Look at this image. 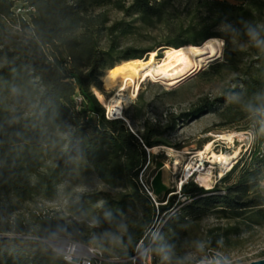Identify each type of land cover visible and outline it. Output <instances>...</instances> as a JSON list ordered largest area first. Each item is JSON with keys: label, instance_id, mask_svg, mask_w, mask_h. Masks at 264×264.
I'll list each match as a JSON object with an SVG mask.
<instances>
[{"label": "trees", "instance_id": "1", "mask_svg": "<svg viewBox=\"0 0 264 264\" xmlns=\"http://www.w3.org/2000/svg\"><path fill=\"white\" fill-rule=\"evenodd\" d=\"M262 20L264 0H0V264H69L43 241L55 236L79 239L76 224L67 225L59 212H19L16 204L54 199L74 149L84 167L116 193L84 194L73 208L101 201L114 223L134 209L125 224L120 258L102 263L132 264L128 259L136 245L150 242L156 212L166 214L176 202L175 197L166 200L167 191L162 198L166 204L156 205L141 186L147 150L170 148L167 137L177 123L207 111L221 120V131L233 126L237 133H250L251 144L212 189L192 180L183 184L179 195L187 204L179 214L235 221L224 237L264 227L259 187L264 181ZM164 31L159 39L151 36ZM213 38L224 41L223 56L199 78L209 82L225 72L234 74L232 89L222 97L199 98L188 112L170 115L162 124L161 118L144 115L138 94L133 112L123 110L130 126L141 121L136 131L121 119L106 118L93 90L100 91L113 70L149 54L159 60L167 48L199 46ZM250 39L256 41L250 53L230 49L231 42ZM243 57L250 61L244 63ZM242 122L244 126H237ZM63 148L65 155L53 158ZM159 241L153 240L151 251L159 247L171 257L180 249L176 238Z\"/></svg>", "mask_w": 264, "mask_h": 264}, {"label": "rangeland", "instance_id": "2", "mask_svg": "<svg viewBox=\"0 0 264 264\" xmlns=\"http://www.w3.org/2000/svg\"><path fill=\"white\" fill-rule=\"evenodd\" d=\"M225 1L232 4L241 2V0ZM173 4L174 7H178L177 2ZM178 9L181 8L179 7ZM112 18H119V15L112 14ZM259 27L264 28V20L259 23ZM165 35L166 32L164 31L159 33L154 32L151 36L159 39V37ZM218 40L222 57L225 43L221 39ZM255 43L254 39L244 42L233 41L230 44V49L234 52H246L248 54ZM167 49L161 51V59L165 57ZM154 54H156L155 51ZM201 59L204 65L199 73L204 72L211 63L206 55L202 56ZM249 61L248 57H243L244 63ZM199 73L179 86L177 84L187 77L180 78L175 83L165 80L154 81L148 79L141 83L138 92L134 90L133 85H129L124 92L123 110L128 108L130 113H132L133 107L136 105V97L139 94L140 100L145 105L143 108L144 115L151 120L161 118L162 124H165V120L170 115L179 116L192 109L193 104L199 98H206L211 101L222 97L225 90L232 89L231 80L235 76L232 73L225 72L221 77L214 78L209 82L201 80ZM131 77L135 83L137 76L131 75ZM108 78L109 76L103 84L101 83V90L98 91L105 100L113 97L121 88L120 83H115L112 87H109L107 85ZM170 91H174L175 93L172 95L166 94V92ZM94 96L106 114L108 112L107 109L99 101L95 93ZM126 122L128 123L127 120ZM220 123L221 120L217 118L214 111H207V113L200 115L195 120H180L177 123L174 133L167 138L171 144L169 149L186 154L184 155L186 161L182 164H176L177 160L173 154L161 148L155 147L149 151L146 162L147 168L142 175L143 183L149 186L156 205L164 206L166 204L162 202V198L167 191L170 193L167 195L166 200L169 197H175L176 202L173 210L168 213L156 212L152 220V226L148 231V238L150 241L160 240L159 242L164 244L168 241V238L173 237L180 244L179 251L173 253L171 257L167 256L164 249L163 252L159 250V247L152 249V264H209L210 260L214 261L216 259L222 261L223 264H247L264 258V227L224 237L225 228L235 226V221L220 220L214 215L190 219L183 217L178 211L180 207L187 204V201L179 195L180 187L191 180L183 178V171L188 166L187 164H189L191 158H195L194 156L198 151H203L204 147L210 144L211 153L231 156L232 159L227 170H220L216 165H213L214 179H218L221 173H228L232 169L231 167L244 156L250 147L251 139L247 140V136L244 133H237L233 126L221 131L222 127H218ZM244 124L245 122H242L237 126L242 127ZM140 125L141 121L137 120L130 128L135 131L140 130ZM65 153V148L61 149V151L56 150L53 158L60 159ZM206 163L209 169L211 165L208 162ZM66 165L68 174L57 187V196L54 199H39L34 203H19L16 204L18 211L27 212L40 209L45 212H59L67 225L72 226L76 224L74 228L79 239L55 236L50 240L51 242L58 239L70 240L99 252L103 259L112 260L120 258L123 248L122 237L126 231L125 224L135 215L136 211L131 208L127 209L120 216L119 221L114 223L110 220V212L103 207L101 201L92 205L82 204L79 208L74 209L73 207L78 204L84 194L105 192L115 194L116 192L101 184L84 167L83 161L76 149L68 154ZM195 180L193 178L192 181L195 182ZM213 185H216L214 181ZM213 185L210 189L214 187ZM259 187L262 194H264V181H262ZM170 218H174V224L168 225L167 233L162 235Z\"/></svg>", "mask_w": 264, "mask_h": 264}, {"label": "bare ground", "instance_id": "3", "mask_svg": "<svg viewBox=\"0 0 264 264\" xmlns=\"http://www.w3.org/2000/svg\"><path fill=\"white\" fill-rule=\"evenodd\" d=\"M220 43L218 39H209L200 46L183 47L180 49L169 48L165 51L163 59L156 60L153 54H149L146 59L135 64H128L121 69L113 70L108 78L109 87L115 83H120V90L109 99L103 97L94 91L99 101L105 106L111 119H121L126 122L123 116V103L125 100V90L129 85H133L134 90L138 92L140 85L148 79L158 81L165 80L170 83H175L178 79L188 77L197 71H200L204 65L202 56H208L209 60L219 58L221 56ZM131 75L137 76V81L134 83ZM168 152H171L176 158V164H182L186 161L185 153L174 151L168 147H158ZM150 151V150H148ZM195 158H191L188 164L189 169H193L199 162L206 161L211 166L209 169H204L203 172L198 173L196 182L200 187L210 189L213 185L214 174L213 165H216L220 170H227L231 161L230 155H217L210 152V144L204 147L203 151H198ZM221 173L218 179H222L227 173ZM92 250V249H90Z\"/></svg>", "mask_w": 264, "mask_h": 264}, {"label": "built area", "instance_id": "4", "mask_svg": "<svg viewBox=\"0 0 264 264\" xmlns=\"http://www.w3.org/2000/svg\"><path fill=\"white\" fill-rule=\"evenodd\" d=\"M107 119H111L108 112L105 114ZM130 128V127H129ZM130 130H132L130 128ZM246 135V139L252 140V136L250 133H244ZM147 155H149V151L147 150ZM206 161L199 162L195 165L193 169H189L187 166L183 171V178L185 179H196L198 173L203 172L204 169H208L206 166ZM188 165V164H187ZM147 166H145L146 169ZM233 167V166H232ZM231 167V168H232ZM141 186L143 187L144 191L147 195L155 202L153 198V194L149 188V186L145 185L142 181V175L139 177ZM220 179H214V183H217ZM195 183L199 186V184ZM156 204V202H155ZM153 240L144 244V242H139L134 251L132 256L128 259L131 261L132 264H152L151 259V245ZM52 249H54L58 254H60L63 260L69 264H102L104 259L101 257L100 253L95 250H90L85 245L80 244L78 242L65 240V239H58L56 241L50 242ZM264 259V258H262ZM209 264H223L222 261L216 259L214 261L210 260ZM248 264V263H247Z\"/></svg>", "mask_w": 264, "mask_h": 264}, {"label": "water", "instance_id": "5", "mask_svg": "<svg viewBox=\"0 0 264 264\" xmlns=\"http://www.w3.org/2000/svg\"><path fill=\"white\" fill-rule=\"evenodd\" d=\"M199 46H200V45H199ZM220 58H221V56H220L219 58L213 60L212 62H215V61L219 60ZM212 62H211V63H212ZM199 72H200V71H197V72H195L194 74H191V75L188 76L187 78L181 80V81L179 82V84H177V85H178V86L181 85L182 83H184V82H186L187 80L191 79L192 77L196 76ZM123 121H124V120H123ZM124 122H125V121H124ZM125 123H126V125H127L128 127H130L129 122H128V123L125 122ZM213 186H214V185H213ZM43 242H45V243H46V244L52 249V247H51V245H50V242H51V241H43ZM54 251H55V250H54ZM248 264H264V259H259V260H256V261H252V262H250V263H248Z\"/></svg>", "mask_w": 264, "mask_h": 264}]
</instances>
